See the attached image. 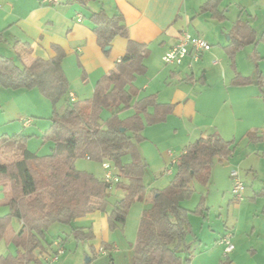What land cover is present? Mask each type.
<instances>
[{"label": "trees", "instance_id": "trees-1", "mask_svg": "<svg viewBox=\"0 0 264 264\" xmlns=\"http://www.w3.org/2000/svg\"><path fill=\"white\" fill-rule=\"evenodd\" d=\"M90 1L73 3L87 7ZM218 4L219 0H210L201 11L222 18ZM89 20L106 54L115 38L128 42L125 55L100 79L91 99L71 102L70 83L63 70L66 53L59 46H53L55 56L36 58L29 65L0 56V89H38L54 105L51 125L43 137L53 145L50 155L40 156L27 149L32 135L22 132L0 136V205L10 209L8 215L0 217V242L5 240L15 247V254L1 256L0 264H40L38 255H51L53 243L47 233L54 225L70 228L66 237H58L63 246L70 236L78 242L93 241V231L75 227L74 222L94 211L107 215L111 230H124L131 206L147 199L131 264H191L192 247L186 243L192 227L189 216L201 214L205 208L202 201L194 211L182 204L196 192L192 181L208 185L215 163L232 157L236 142L214 135L190 143L178 156L171 182L163 189H149L144 180L149 165L139 145L145 141V127L164 122L172 107L159 104L155 96L136 99L135 81L147 70L145 59L150 49L130 39L123 16H109L101 10L92 13ZM3 38L4 31L0 32V42ZM255 40L256 33L250 24L239 21L229 45L231 58ZM15 48L19 55L21 50L31 51L29 44L20 42ZM252 83L259 86L264 101V74L237 77V84ZM130 108L134 113L122 118L121 113ZM151 108L153 113L149 112ZM105 111L110 113L105 116ZM248 138L258 139L255 133ZM84 157L102 164L109 162L116 168L120 181L107 183L104 177L77 169L76 161ZM114 189L122 192L121 197ZM14 219L22 224L19 232L13 226ZM90 260L88 264H94L95 257Z\"/></svg>", "mask_w": 264, "mask_h": 264}, {"label": "crops", "instance_id": "crops-1", "mask_svg": "<svg viewBox=\"0 0 264 264\" xmlns=\"http://www.w3.org/2000/svg\"><path fill=\"white\" fill-rule=\"evenodd\" d=\"M209 1L92 0L87 7H82L73 3V0H60L59 3L51 4H42L40 0H0V32L4 31L3 41L8 35L13 36L12 50L16 55L18 64L29 65L36 58L50 59L55 56L53 46L61 47L66 53L63 70L70 83V93L75 95L77 101L88 100L93 97L100 79L109 74L125 55L128 43L126 39L117 37L112 43L110 53L106 54L99 46L92 31V22L89 20V16L101 10H105L109 16L121 14L127 25L130 39L145 44L150 49V54L145 59L147 70L144 74L139 75L135 81V86L138 89L136 99L155 96L159 104L171 105L172 107L164 122L145 127L143 132L145 141L139 145L140 152L142 149L144 153L146 148L147 128L151 126L170 127L169 125H172L173 132L177 133L179 131L177 126H185L186 123L190 126L187 135L183 136L180 143L177 141L170 144L164 143L166 144L165 150L181 148V154L190 143L214 135H219L226 141H235L236 138L245 137L250 144L262 143L264 141V101L260 88L253 83L237 84V77L252 78L259 72L264 74V0H219L218 8L223 12L222 18H217L210 12L201 11L202 7ZM80 17L82 21L78 22ZM239 21L250 24L256 33V40L241 48L232 59L229 45L232 41L234 28ZM184 30L193 36L204 38L213 48L210 52L204 53L198 62L192 63L190 59H186L181 66H173L171 70L164 66V56L178 43L180 33ZM17 42L29 44L31 51L28 53L21 50V55H19V49L15 48ZM243 52L247 53L251 61L249 63H252L246 72L238 62L240 54ZM0 56L8 57L2 52H0ZM13 59L16 61L15 58ZM220 65L224 67L225 76L222 74L221 77L215 78L210 74L211 68ZM166 66L168 65L166 64ZM227 67L230 68L232 74L228 75ZM213 87L219 90L218 94H212ZM4 90L0 89V130L9 127L15 118L19 121V124L12 126L11 129L15 130V134L22 133L19 125H23L24 129H31L37 124L40 128L42 123H37L34 119L36 116H43L42 113L27 109L25 110L26 115L21 114L19 105L30 95L26 94L28 93L27 90H14V94L10 95L8 101L3 100L5 98ZM229 102L232 108L236 110L230 112ZM14 103H16L15 111L9 110V106ZM225 107L227 111H225ZM128 110L131 111L127 117L134 113L132 108ZM149 112L153 113V109L151 108ZM29 115L33 118L32 123L30 126H26L22 119ZM238 131L243 132L240 137H238ZM259 131H262L261 135ZM250 133H255L258 139L250 141L248 138ZM3 135H9V133H3L0 136ZM165 137L167 140L173 141L168 135ZM237 147L236 145L235 151ZM142 152L141 154L146 159L150 169L149 158L145 157V153L143 155ZM230 158L218 163L229 162ZM170 160V151L165 157L159 158V166L164 169L163 172L168 181L164 180L163 187H159L158 183L146 184L149 189H163L171 182L174 174L167 175L165 172ZM236 168L238 167L233 169ZM250 170L252 172L253 167ZM175 171L176 168L174 173ZM263 190L264 187L257 191L252 199H264V193L261 194ZM115 193L122 195L120 190L115 191ZM1 194L0 199L3 197V191ZM148 202V199L141 202L140 218ZM204 212L189 216L191 226L192 216H203ZM13 226L19 232L22 224L15 220ZM74 226L85 230L91 229L95 234L93 241L85 242L90 248L93 246L92 251L95 258L98 256L99 248L107 246L108 250H113L107 256L110 257L109 264L115 262L113 256L121 253L123 240L115 236V232L110 229L105 213L101 211L91 212L78 218L74 222ZM61 231L67 233L70 232V228H58L57 234L51 235V243L59 240ZM228 231L233 233V230L226 227L223 232L211 230L208 235L202 233L199 237L192 226L190 239L188 235L186 238V243L192 247L193 252L191 264H226L227 262L224 261L226 258L223 255L224 246L220 244V240ZM233 239H235L234 233ZM131 242V244L129 242V249L133 255L134 239ZM250 244L251 242L248 243L247 250L244 249L245 247L237 235L235 250L227 257L229 259L228 264H257V258L261 256L262 249L264 252V235L263 243ZM53 251L54 248L52 247L49 252L52 254ZM242 253H246L243 256H246L247 260L239 263L237 260ZM48 256L46 253L38 255L40 264H47ZM65 257H61L55 264L59 262L65 264L67 259ZM129 259V264H131L133 256Z\"/></svg>", "mask_w": 264, "mask_h": 264}, {"label": "rangeland", "instance_id": "rangeland-1", "mask_svg": "<svg viewBox=\"0 0 264 264\" xmlns=\"http://www.w3.org/2000/svg\"><path fill=\"white\" fill-rule=\"evenodd\" d=\"M13 46V36L8 35L6 39L0 43V52L4 53V55L8 57H13L16 59V55L12 50ZM213 48V47H212ZM247 52V50H246ZM249 58L247 53L243 52L240 54V58L238 62H240L241 68L246 72L249 66L252 63H249ZM16 62L18 63L17 59ZM251 62V61H250ZM225 65V63H224ZM164 66L173 69V66L170 65ZM224 67L222 65L211 68L210 74L217 78L221 77L222 74L225 76ZM228 75L232 74L230 68L227 67ZM5 92L3 100L8 101L11 94H14V90H4ZM30 94L26 99L21 101L20 103V110L22 115H26L25 110H35L42 113L43 116H36L34 119L37 123H42L40 128L34 125L31 129H24L23 125H19L21 132L32 135L31 138L28 139L27 142V149L39 154L40 156L50 155L52 153V143L47 142L43 139L45 130L50 127V117L53 113L54 105L53 103L44 97L38 89H32L26 91ZM212 94H218L219 90L213 87ZM11 95V96H10ZM8 96V97H7ZM222 99V98H221ZM231 106V103L229 102ZM228 105V106H229ZM6 106V105H5ZM8 106V105H7ZM62 106V102L57 104V107L60 108ZM230 112L233 109L232 106ZM6 108V107H5ZM16 108V103L9 106V110H14ZM227 108L225 107V111ZM131 110H127L121 114L122 117H127L130 115ZM110 111H105V116L108 115ZM38 117V118H37ZM40 117V118H39ZM26 118L33 119L32 116H26ZM14 122L11 123L9 127H5L3 130H0V135L3 133H9V135H14L16 132L15 130H11L17 124H19L18 119H14ZM170 127H156L151 126L147 128L146 136H147V143L145 145V150L143 155L149 158L150 161V169L148 173L145 175V183L147 185L151 183H158L159 187H163V183L168 181L166 179L163 168L159 166V158L161 159L162 156H166L168 151L173 153L176 157L181 152V148H171V150H165V145L168 143L174 142H181L180 140L183 136L187 135V132L190 129L188 123L185 126H177L179 131L177 133L173 132L172 125ZM165 128V129H162ZM10 131V132H5ZM20 131V130H19ZM239 132V131H238ZM20 133V132H18ZM243 132H239L238 137L242 135ZM262 131H259L261 135ZM166 135L172 140H167ZM197 139V138H194ZM236 145L238 146L233 156L230 158V161L220 164L218 162L215 163L213 169V177L208 185L203 186L197 183L195 180L192 181V186L195 187L196 192L193 196L186 200L183 203L184 208H188L191 210H195L202 201L206 208L204 215L192 216V226L193 230L198 236L200 237L203 233L204 235H208L211 230L218 232L224 231L225 228H230L233 230L234 237L233 244L236 245V236L238 235V239L242 241L244 245V249L247 250V245L251 242L250 245H256L263 243V233H264V199L257 198L253 200L252 198L255 196V193L261 190L264 187V141L259 144H250L245 137L243 138H236ZM161 143V144H160ZM166 143V144H164ZM144 148V147H143ZM234 167H238L239 170L241 169V178L245 183L246 190H245V199L244 201H238L232 194V184L230 180V173ZM253 167V171L251 172L250 168ZM76 168L83 171H88L93 173L95 176L99 178L104 177V169L102 168V163L97 161L88 160L87 158H79L76 161ZM112 169L115 170V167L112 165ZM166 171V169H165ZM165 180V181H164ZM115 190V189H114ZM2 187L0 186V197ZM116 191V190H115ZM118 197H121V194H117ZM142 210V203L135 202L127 215L126 226L124 231H118L117 229L112 230L115 232V236L118 238H122L121 244V253L116 254L113 256L115 260V264H129L130 259L133 255L130 251V244L132 243L131 240L134 239L136 241L139 226H140V215ZM10 212L9 207L0 205V216L8 215ZM15 220H13V223ZM58 228H65L68 229L69 227L62 226V225H54L50 228L49 232L47 233V237L51 240V235H56ZM121 230V229H120ZM228 230V229H227ZM188 237L190 239L191 232L190 229L187 232ZM262 234V235H261ZM61 236L66 237L67 233L61 231ZM101 250V248H99ZM97 254L98 256L95 258L94 264H109L110 257L107 255L100 253ZM245 250V251H246ZM15 254V247L12 244H8L5 240L0 242V257L7 254ZM247 253V251H246ZM238 257V262L241 263L246 261V256L243 254ZM94 252L90 248V246L85 242H78L75 240L74 237H69L66 241L65 246V253L61 256L62 258L65 257L66 263L65 264H87L88 258H94ZM224 255V254H223ZM130 256V257H129ZM226 264L229 263V259H224ZM133 262V261H132ZM131 262V263H132ZM257 264H264V252L262 249L261 256L257 258ZM113 263V264H114ZM60 264V262L58 263Z\"/></svg>", "mask_w": 264, "mask_h": 264}, {"label": "built area", "instance_id": "built-area-1", "mask_svg": "<svg viewBox=\"0 0 264 264\" xmlns=\"http://www.w3.org/2000/svg\"><path fill=\"white\" fill-rule=\"evenodd\" d=\"M42 4L59 3L60 0H40ZM82 18L78 19L81 22ZM212 45L200 36H193L188 31H182L179 36L178 43L174 45L164 56V62L167 65L181 66L186 59H190L192 63H196L200 60L201 56L212 50ZM71 102H76V97L74 94H69ZM22 122L26 126H30L32 119L23 118ZM171 160L166 168L167 175H173L174 170L177 166L178 157L173 153H170ZM90 160V158H87ZM104 169V181L107 183H118L120 178L117 175L116 168L112 169V164L105 162L102 164ZM232 180V194L236 200L242 201L244 199L246 186L241 178V173L238 168L231 171ZM220 244L224 246V257L227 258L235 250V245L233 244V233L228 231L220 240ZM54 251L46 259L47 264H55L59 261L61 256L65 253V247L62 245L60 240H56L53 243ZM113 250H108L106 248H101L100 253L109 255Z\"/></svg>", "mask_w": 264, "mask_h": 264}, {"label": "water", "instance_id": "water-1", "mask_svg": "<svg viewBox=\"0 0 264 264\" xmlns=\"http://www.w3.org/2000/svg\"><path fill=\"white\" fill-rule=\"evenodd\" d=\"M111 50V48H107L105 51H110ZM91 260H90V258H88L87 259V263H89Z\"/></svg>", "mask_w": 264, "mask_h": 264}]
</instances>
